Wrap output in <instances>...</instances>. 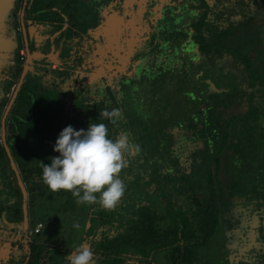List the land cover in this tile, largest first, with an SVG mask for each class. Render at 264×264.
Wrapping results in <instances>:
<instances>
[{"label":"trees","instance_id":"1","mask_svg":"<svg viewBox=\"0 0 264 264\" xmlns=\"http://www.w3.org/2000/svg\"><path fill=\"white\" fill-rule=\"evenodd\" d=\"M59 2L30 0L25 18L48 27L65 61L55 77L28 72L5 119V142L27 194V243L22 193L1 141V118L22 71L18 52L15 71L8 77L5 68L8 78L0 83V220L14 234L5 263L66 264L72 249L49 245L41 235L45 224L32 219L35 209L49 210L47 203L54 214L86 208L93 225L84 243L101 264H205L207 250L223 237V244L236 242L234 264L264 260V0H191L187 6L136 0L128 6L141 39L130 57L133 76L120 77L119 96L100 78L91 89L76 86L70 98L60 87L85 75L103 37L84 34L96 17L80 13V0H68L66 13L53 9ZM20 41L18 50L21 35ZM207 80L218 93H207ZM140 99L147 104L141 115L132 109ZM114 108L122 114L115 125L100 116ZM90 123H104L113 140L130 128L126 135L141 149L125 157L120 178L126 191L113 210L94 211L96 204H78L71 192H51L42 181L41 163L51 164L59 133L69 125L87 130ZM227 218L237 221L234 228Z\"/></svg>","mask_w":264,"mask_h":264},{"label":"rangeland","instance_id":"2","mask_svg":"<svg viewBox=\"0 0 264 264\" xmlns=\"http://www.w3.org/2000/svg\"><path fill=\"white\" fill-rule=\"evenodd\" d=\"M140 1L142 0H139V2ZM207 1L209 2L210 0ZM7 2L8 4L10 3V8H13L12 11L14 12L16 10L14 8H17V5H15L16 7H13V5L11 6L12 0H7ZM130 2L132 4L135 3L136 0H82V2L80 0L78 4L80 13L91 12L96 17V25L92 26L93 29H91L92 27H90V29L87 27L84 34L91 31L92 35H97L96 31H98L103 37V43H101V46L97 44L95 45V48L97 46L95 53L96 58L92 60L90 58L88 60L86 71H84L85 75L82 76V78H79V80L77 79L78 77H76V79L68 78L60 87L61 91L69 89V98L72 97L73 90L76 86L78 87V85H81V87H88L87 89H91V85L95 84L97 80L99 81L100 78L105 79L106 83L116 96H119L118 80L120 77L122 75L128 77L133 76L134 66L130 57L132 52H135L136 48L138 49V44L141 39L139 38V28L133 24V20L131 19V16H133L135 12L133 8L131 9L128 7ZM67 4L68 0H60L59 4L56 6L53 3V6H55L53 9H57L58 7L59 12L61 10L66 13ZM9 12L10 10L8 13ZM72 15L75 16L74 14ZM5 16L0 18V81L3 80V78H7V74L4 72L5 68L10 66V63L12 62V54L15 56L17 49V44L14 39L16 33L15 28L14 31L10 30L12 34L7 33ZM77 19L78 18L75 16V21H77ZM120 23L122 25H119ZM48 30V27L43 28L40 26L37 31H32L36 32L32 38L38 40L36 41L38 48L35 47V52L30 54L32 56V62L29 64L28 70L32 71L34 77L45 74H50L55 77L56 74L53 73V70L65 61V57L61 56V48H59V46L57 47L56 42L54 44L51 42L52 36ZM121 32H124L125 35H122ZM93 43H97V40L94 39ZM135 45L136 47L134 49ZM190 48L192 47L190 46ZM62 53L64 54L63 50ZM19 54H25L27 56L26 51L24 50H21ZM149 56H151V54L144 56L143 59H146ZM12 64L13 63H11V65ZM11 72L12 70H10V73ZM77 72L81 73V71ZM96 86L98 85L96 84ZM145 90L144 86L137 89L138 94L140 95L139 97L143 96ZM146 107L147 104L140 99L137 101L135 108L132 106V109L137 112V114L141 115L146 112ZM124 119L125 117H122L123 121ZM119 128L121 129L122 127ZM127 130L128 133H131L130 128H127ZM127 132H125V130H120L118 132V137L125 135ZM131 135L133 138H136L134 134ZM59 155L58 152H55V156ZM131 155V158H133L134 155ZM200 166L201 164L197 166L196 172H199V169L201 168ZM138 169L141 168L138 167ZM122 170L125 172L124 168ZM123 182L126 183V180L124 179ZM49 205V203L44 205L45 208L47 207L49 210L35 209L32 213V219H39L40 222L45 224V227L41 230V235L45 242L51 246L70 248L72 249L70 254H72L76 246L85 244L84 242L87 240L86 234L91 233V231L88 230V226H92L93 222L88 218L87 210L86 208L83 209L82 205L75 209H70V207L67 206L65 213L58 212L55 214L52 210L53 207H49ZM99 209L104 210L100 205L96 204L94 211ZM225 220H227L229 226L231 225L233 228L235 227L236 220L228 218ZM77 224L79 227H75ZM4 226L3 221L0 220V264H6L5 262L11 254L10 251H12V249H10V242L14 240V234L8 230V227ZM244 229L245 228L241 226L240 231H244ZM237 230H239V228H237ZM259 230L261 231L260 227H258V231ZM247 234L251 235L250 232ZM260 236H262V234H259L258 237ZM224 238L225 237L220 238L217 242L214 241L211 244L210 248L207 250L209 252L207 255H204L206 257L204 260L205 264L235 263V254L232 253L231 247H236V242L233 243L234 238L232 239L231 237L232 243L223 244ZM22 242L24 243L25 240L23 239ZM239 253L240 252L237 253V256ZM238 257V260L242 259L241 254ZM247 259L248 258H246V260ZM92 264H101V260L93 256ZM238 264H264V260L261 256H256L247 261L241 260Z\"/></svg>","mask_w":264,"mask_h":264},{"label":"clouds","instance_id":"3","mask_svg":"<svg viewBox=\"0 0 264 264\" xmlns=\"http://www.w3.org/2000/svg\"><path fill=\"white\" fill-rule=\"evenodd\" d=\"M121 115L116 108L100 113L113 125ZM54 151L60 155L52 157L50 165L41 163L42 181L50 191L71 192L78 204H98L104 210H113L126 191L120 178L122 169L129 163L125 157L133 152L139 154L141 149L126 134L109 139L104 123H90L87 130L65 127L59 133ZM65 259L66 264H92L93 250L81 244Z\"/></svg>","mask_w":264,"mask_h":264},{"label":"flooded vegetation","instance_id":"4","mask_svg":"<svg viewBox=\"0 0 264 264\" xmlns=\"http://www.w3.org/2000/svg\"><path fill=\"white\" fill-rule=\"evenodd\" d=\"M29 1L30 0H12L11 6L13 5V7H14L15 5H17V8L19 6V9L17 10V12L15 13V11L14 12L12 11L13 8H10V3H9V6L8 7L6 6L5 14H0V18L4 17L6 15L5 16V18H6L5 19V22L7 24V33L12 34V32L10 30H13L14 31V28H15V31H16L15 36H14V39H15V42L17 44L16 45L17 49H16L15 56H13V54H12V59H11L12 62L11 63H13V64L11 65V63H10V66H8V71H7L8 72V77L13 74V72L15 71V67L18 64L17 63V52H18V55L21 56L20 60H22V70H23V66L25 65V62L27 60L28 55L34 53V52L31 53L30 50H29V48L30 47H34V48L37 47L38 48V45H36V41H38V40L35 39V38H32V36L34 34H36V32H32V31H37V29H39L40 26H42L43 28L44 27H47L46 25L45 26L44 25H37V24H34L33 25L31 23L30 19L29 20L28 19L26 20V18H25V14L26 13L25 12H26V7H27ZM168 1L172 2L175 5L187 6V3H189L191 0H168ZM210 1L208 2L206 0L207 3H210ZM81 2H82V0H81ZM4 4H5L4 0H1L0 1V7L3 8L4 7ZM17 8H14V9H17ZM9 10H10V12L8 13ZM82 14L84 15L85 18L88 19L89 16H90V14H91V12H89V13H85L84 12ZM7 17H8V19H7ZM90 33H91V31H90ZM43 34H45V33H43ZM20 35L22 36L23 48L18 50L19 43L21 42L20 41ZM24 35H26V40L24 39ZM88 38H91V35H89ZM53 39H54V35L51 37V42L54 41ZM89 42L91 43V41H89ZM26 46L28 47V52H27ZM134 48H135V46H134ZM21 50L26 51L27 56L25 54H21L20 55L19 53H20ZM133 51H134V49H133ZM14 58H15V60H14ZM31 62H32V60H30V62L28 63V65H27L28 68H29V64ZM215 63H216L215 66H220L221 68L227 66L226 67L227 68V71H228V73H230L231 77H233L236 81H239V79H240L239 76L237 74L233 73L234 69L231 68V67H229L226 62L223 61V62L218 63V61L216 60ZM28 68H27L26 74L28 72L29 73L30 72L32 73V71H29ZM10 70H12L11 73H10ZM21 73H22V71H21ZM26 74H25V76H26ZM32 75H33V73H32ZM38 77L40 78V77H42V75L41 76H38ZM19 78H20V76H19ZM18 81H19V79H18ZM208 81L209 80L206 81V84H207V87H208L207 93L208 94L218 93L219 92L218 90H220V89H217L216 86L214 85V82H210V81H209V83L212 84L213 87L216 90L213 93H210L209 92V83H207ZM0 83H1V81H0ZM13 92H14V90H13ZM13 92H12V94H13ZM201 106H202V108H201ZM204 109H205V104H203V103L200 104V106H199V112H203Z\"/></svg>","mask_w":264,"mask_h":264},{"label":"water","instance_id":"5","mask_svg":"<svg viewBox=\"0 0 264 264\" xmlns=\"http://www.w3.org/2000/svg\"><path fill=\"white\" fill-rule=\"evenodd\" d=\"M130 4H131V2H130ZM130 4H129V6H130ZM24 39L26 40V35H24ZM26 48H27V52H28V47L26 46ZM31 58H32V56L29 54L28 57H27V60L25 62V65L23 66V70H22V73L20 75L19 81L16 84V87L14 89V92H13L12 96H11V99L8 102V104H7V106H6L5 110H4V113L2 115V118H1V141H2V143L4 145L6 154L8 156L9 161H10L11 168H12V170H13L15 176H16V179H17V182H18V185L20 187V190H21V193H22V197H23L22 212H23V231H24V234H25V237H24L25 243H27V233H26L27 232V209H26L27 208L26 207L27 194H26L25 188L23 186V183H22V181L20 179V176L18 174V171H17V168L15 166V163L13 162V159H12V157L10 155V152H9L8 147L6 145V142H5V119H6L7 115H8V113H9L10 108L12 107V105L14 103V100H15V98L17 96V93H18V91H19V89H20V87H21V85H22V83L24 81V77H25V74H26L27 68H28L27 65L30 62ZM207 83H209V81ZM215 90L216 89L213 87V85L209 83V92L213 93V92H215ZM256 226H257V219L255 217H253L252 218V228H255ZM250 233H251V235H250L251 240H253L252 239V237H253L252 231ZM27 253H28V251H27ZM27 260L28 259L25 260L24 264L27 263Z\"/></svg>","mask_w":264,"mask_h":264},{"label":"crops","instance_id":"6","mask_svg":"<svg viewBox=\"0 0 264 264\" xmlns=\"http://www.w3.org/2000/svg\"><path fill=\"white\" fill-rule=\"evenodd\" d=\"M0 1H1V0H0ZM4 2H5L4 7H3V8L0 7V14H5L6 6H7V7L9 6L7 0H4ZM24 243H25V242H24Z\"/></svg>","mask_w":264,"mask_h":264},{"label":"built area","instance_id":"7","mask_svg":"<svg viewBox=\"0 0 264 264\" xmlns=\"http://www.w3.org/2000/svg\"><path fill=\"white\" fill-rule=\"evenodd\" d=\"M42 229V224H37L36 228L34 229V232L37 233Z\"/></svg>","mask_w":264,"mask_h":264}]
</instances>
